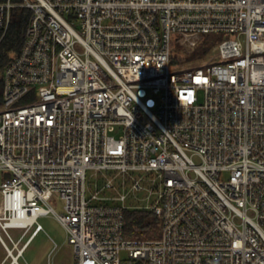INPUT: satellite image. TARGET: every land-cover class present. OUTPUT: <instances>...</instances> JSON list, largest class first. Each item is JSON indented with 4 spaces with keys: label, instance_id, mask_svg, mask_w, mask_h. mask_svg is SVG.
<instances>
[{
    "label": "built area",
    "instance_id": "built-area-1",
    "mask_svg": "<svg viewBox=\"0 0 264 264\" xmlns=\"http://www.w3.org/2000/svg\"><path fill=\"white\" fill-rule=\"evenodd\" d=\"M15 7L0 264H21L51 212L75 264H264V0H0V40ZM203 33L222 36L210 60L172 63ZM127 208L160 235L126 237Z\"/></svg>",
    "mask_w": 264,
    "mask_h": 264
},
{
    "label": "trees",
    "instance_id": "trees-1",
    "mask_svg": "<svg viewBox=\"0 0 264 264\" xmlns=\"http://www.w3.org/2000/svg\"><path fill=\"white\" fill-rule=\"evenodd\" d=\"M29 12L24 8L15 7L12 10L11 24L0 40V101L3 90V71L5 65L16 55L24 39V30ZM222 38L219 33L201 34L196 47L197 57L207 58L216 43ZM185 58V59H184ZM187 52L176 40L171 54L172 63L181 64V59H187ZM161 218L147 208H127L124 211V234L129 238H155L160 235Z\"/></svg>",
    "mask_w": 264,
    "mask_h": 264
},
{
    "label": "rangeland",
    "instance_id": "rangeland-1",
    "mask_svg": "<svg viewBox=\"0 0 264 264\" xmlns=\"http://www.w3.org/2000/svg\"><path fill=\"white\" fill-rule=\"evenodd\" d=\"M187 59L180 62L182 65H200L210 60L216 50H212L207 58L197 57V52L188 50ZM180 65V64H179ZM90 173V171H89ZM129 198L126 202L131 203ZM51 205L57 210L62 211L63 200L58 196L50 199ZM38 221L42 224L43 229L39 231L33 238L31 243L24 251V256L20 258L21 264H75V255L72 245L68 242L67 232L64 226L55 217L54 213L42 214L38 217ZM20 229L13 228L11 232L15 235L20 233ZM5 256V248L0 242V261Z\"/></svg>",
    "mask_w": 264,
    "mask_h": 264
}]
</instances>
